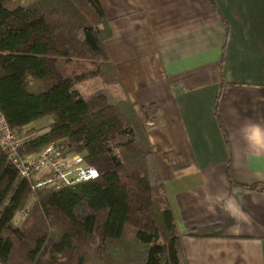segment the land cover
I'll return each mask as SVG.
<instances>
[{
    "label": "trees",
    "instance_id": "obj_1",
    "mask_svg": "<svg viewBox=\"0 0 264 264\" xmlns=\"http://www.w3.org/2000/svg\"><path fill=\"white\" fill-rule=\"evenodd\" d=\"M110 36L99 0H0V114L25 139L20 153L63 139L98 170L92 180L32 189L0 149L2 264H187L160 150L146 133L159 108L136 109L123 92ZM45 116V129L26 127ZM162 155L176 169L187 164Z\"/></svg>",
    "mask_w": 264,
    "mask_h": 264
},
{
    "label": "crops",
    "instance_id": "obj_2",
    "mask_svg": "<svg viewBox=\"0 0 264 264\" xmlns=\"http://www.w3.org/2000/svg\"><path fill=\"white\" fill-rule=\"evenodd\" d=\"M99 2L123 92L159 108L146 133L187 264H264V191L228 179L264 185V0Z\"/></svg>",
    "mask_w": 264,
    "mask_h": 264
},
{
    "label": "built area",
    "instance_id": "obj_3",
    "mask_svg": "<svg viewBox=\"0 0 264 264\" xmlns=\"http://www.w3.org/2000/svg\"><path fill=\"white\" fill-rule=\"evenodd\" d=\"M24 140L0 114V149L16 166L19 176L30 181L32 189H58L98 176V170L85 161L84 155L70 150L63 139L50 142L35 153L21 154Z\"/></svg>",
    "mask_w": 264,
    "mask_h": 264
},
{
    "label": "rangeland",
    "instance_id": "obj_4",
    "mask_svg": "<svg viewBox=\"0 0 264 264\" xmlns=\"http://www.w3.org/2000/svg\"><path fill=\"white\" fill-rule=\"evenodd\" d=\"M113 91L115 92H118L119 89L118 87H113ZM49 121V118L48 117H41L39 119H36L35 121H33L31 124H28L26 127L29 128V127H32V128H37L39 129V131L43 130L46 128L47 124L46 122ZM146 122H151V121H146ZM152 123V122H151Z\"/></svg>",
    "mask_w": 264,
    "mask_h": 264
},
{
    "label": "snow or ice",
    "instance_id": "obj_5",
    "mask_svg": "<svg viewBox=\"0 0 264 264\" xmlns=\"http://www.w3.org/2000/svg\"><path fill=\"white\" fill-rule=\"evenodd\" d=\"M95 174V173H94Z\"/></svg>",
    "mask_w": 264,
    "mask_h": 264
}]
</instances>
